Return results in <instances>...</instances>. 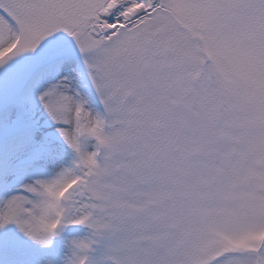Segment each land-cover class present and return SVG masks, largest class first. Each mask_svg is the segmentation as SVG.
Returning a JSON list of instances; mask_svg holds the SVG:
<instances>
[{
  "label": "snow or ice",
  "instance_id": "snow-or-ice-1",
  "mask_svg": "<svg viewBox=\"0 0 264 264\" xmlns=\"http://www.w3.org/2000/svg\"><path fill=\"white\" fill-rule=\"evenodd\" d=\"M0 264H264V0H0Z\"/></svg>",
  "mask_w": 264,
  "mask_h": 264
}]
</instances>
